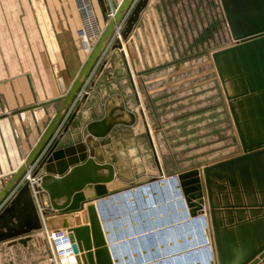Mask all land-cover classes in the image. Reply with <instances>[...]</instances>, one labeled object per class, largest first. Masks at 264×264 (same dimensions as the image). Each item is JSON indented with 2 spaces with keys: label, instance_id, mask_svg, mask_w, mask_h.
Here are the masks:
<instances>
[{
  "label": "water",
  "instance_id": "obj_1",
  "mask_svg": "<svg viewBox=\"0 0 264 264\" xmlns=\"http://www.w3.org/2000/svg\"><path fill=\"white\" fill-rule=\"evenodd\" d=\"M149 1L117 3L60 109L29 156L0 190L1 205L16 189L0 210V243L27 246L33 233L43 231L45 217L49 229L68 231L78 264H115L101 219L99 199L156 177L135 179L129 160L97 161L96 149L100 144L97 139L106 137L116 124H133L134 113L122 105L115 108L111 103L102 119L90 121L70 135L81 108L79 104L31 173L32 178H38V183L32 186L30 180L22 184L21 181L27 167L44 151L66 107L107 47L116 23H121L129 12L120 37L108 48L101 69L111 53L123 47L122 42L129 38ZM221 4L232 42L214 51L213 58L243 151L182 172L179 179L191 214L206 211L211 218L216 264H264V0H221ZM229 82L234 90L232 94ZM116 109L120 113L114 114ZM101 170L106 172L100 173ZM42 192L46 195L41 198L44 209L40 211L37 198Z\"/></svg>",
  "mask_w": 264,
  "mask_h": 264
},
{
  "label": "crops",
  "instance_id": "obj_2",
  "mask_svg": "<svg viewBox=\"0 0 264 264\" xmlns=\"http://www.w3.org/2000/svg\"><path fill=\"white\" fill-rule=\"evenodd\" d=\"M92 2L105 28L121 0ZM224 22L221 0H150L129 38L122 42L123 47L114 50L101 69L112 44L108 42L70 135L88 122L102 119L109 104H115V108L122 105L135 114V122L116 124L106 137L97 139V161L129 160L135 179L169 174L159 135L146 124L149 115L141 108L153 92L175 93L178 89L191 95L192 73L187 60L193 53L203 52L206 57L208 44L213 41L210 31L216 30L215 34L222 37ZM80 28L77 0H0V190L41 138L89 55L81 42ZM118 113L116 109L114 114ZM8 201L0 205V210ZM139 230L128 229L127 240L132 238L131 233L140 236ZM32 236L27 246L0 243V264H32V250L48 247L43 231ZM119 239L110 238L112 252L113 248L135 246L131 242L122 245L124 240ZM142 241L140 251L116 256L118 264H127L130 256L136 258L135 264L140 263V254L147 252L142 248L146 241Z\"/></svg>",
  "mask_w": 264,
  "mask_h": 264
},
{
  "label": "rangeland",
  "instance_id": "obj_3",
  "mask_svg": "<svg viewBox=\"0 0 264 264\" xmlns=\"http://www.w3.org/2000/svg\"><path fill=\"white\" fill-rule=\"evenodd\" d=\"M211 18V11L209 10V19ZM215 33L217 34L216 30L210 31L213 41L208 44L206 57L203 52L201 54L193 53V57L187 60L186 66L191 68L192 73V86L191 91H189L191 95L188 96V91L184 92L178 89L175 93L167 92V90L160 93L153 92V94L147 95V104L143 109L141 108L144 114L149 115V119L146 117L147 120L144 116L146 124L152 130L157 131L156 133L159 135L162 156L170 168L169 174H166L167 177L179 175L192 168H202L205 164L237 155L243 151L229 100L213 58V52L231 44L232 38L225 22L223 36L220 37ZM156 177H159V175ZM137 187L128 189L131 190L129 193H127L128 190H124L120 195L105 198L100 202L101 219L108 242L118 229V226L113 227L115 230L110 228L111 226L108 224L110 221H117L121 217H129L130 221H133L131 216L135 213L130 206V199L137 195L142 201L141 207L136 212V214L140 213L141 216L136 217V221L139 220V222L135 224L136 227L140 228V236H138V239V237H135V233H131L132 238L122 242V245L123 243H134L135 240L143 244V238L150 237V240L146 239L148 241L144 245V250L147 251V246L152 245L151 250L144 254L151 256L153 253L171 252L175 256L179 252L182 253L186 247L185 244L190 246L189 241L192 238V235L188 234L185 229L182 236H178L175 231V239L171 236L173 233L169 231L164 234L166 235L164 237L160 235L162 231L165 232L170 227L187 223V220L177 221L174 219L175 216L176 218H184V208L182 209V207L184 206L183 199L185 195H183L181 183L177 184L175 180H159L156 184L140 187V190H136ZM43 196V192L39 194V198H43ZM170 210L175 213L161 215L163 212H170ZM200 213L207 214L206 235L204 238L202 237L203 242L200 246L203 247L208 244L211 253L209 254V250H207V256H205L208 257L209 255L210 257L211 255L213 261L209 260L210 262L207 264H216V250L210 233L212 226L211 221L209 222L210 216L206 211L197 214ZM174 220L177 222L174 223ZM164 223H170L171 225L166 226ZM161 224L165 225L163 228H166L156 229L157 225ZM198 226L201 225L197 224L194 227L200 230L201 227ZM152 229L156 230L152 231ZM158 232V238L152 237L153 233L156 235ZM129 236L128 234L127 237ZM116 238L115 241L120 240L119 237ZM159 238L165 240L159 241ZM176 244L180 248H177ZM41 245L43 248L42 243ZM182 245H185V247L183 248ZM122 248H125L126 252H123ZM136 249L137 247L133 244H129L128 247L113 248V252H111L115 263L118 264L116 256L132 255ZM32 252V256L35 258L32 264H48V247L41 251L34 248ZM120 252L122 253L120 254Z\"/></svg>",
  "mask_w": 264,
  "mask_h": 264
},
{
  "label": "built area",
  "instance_id": "obj_4",
  "mask_svg": "<svg viewBox=\"0 0 264 264\" xmlns=\"http://www.w3.org/2000/svg\"><path fill=\"white\" fill-rule=\"evenodd\" d=\"M77 1L79 4V9L81 11V28L79 30V36H80V39H81L83 46L85 47L87 52L90 53L92 51L93 47L95 46V44L97 43V41L99 40V38L102 36V34L104 32V28L99 23V20H98V17H97V14H96L92 0H77ZM125 19H126V16L122 20L120 25L116 26L113 37L110 39V41L112 43L115 41V39L117 37H120V31H121V28L125 22ZM101 56L96 61L93 68L91 69V71L87 75V77L84 79L81 87L77 91V93H76L75 97L73 98L72 102L70 103V105L66 107L64 114H63L55 132L53 133L50 141L46 145V149L49 145H51L53 143L55 138L60 134V132L62 131L66 122L70 118V116L73 114V112L78 107V105L82 102L83 97L89 93V88H88L89 83H90V80H91L93 74L95 73L97 68L100 66ZM46 149H44L42 154L45 152ZM37 165H38V160L33 165H30L27 167V172H26L24 178L22 179L21 184L25 180H30L32 186L35 183H38V178H32L31 177V173L33 172V170L36 168ZM158 178L160 180H175L177 184L180 183L179 175H172L170 177H167L165 173H162L161 175H159V177H156V179H158ZM149 181H153V180H149ZM149 181L134 185L132 187H136V186H140V185L141 186L147 185V183ZM132 187L126 188L124 190H128ZM124 190H121V191H124ZM15 191H16V189L14 191H12L5 200L8 201L13 196ZM121 191L115 192L113 194H110L106 197L99 199L98 206L100 207V202L103 199L113 197L114 195H119L121 193ZM183 195H184V193H183ZM37 201L39 202L38 204H39L40 211H42L44 209V204L42 203L41 198H37ZM183 205H184L183 206L184 215L187 219V223L185 225L181 224L180 226L170 227L165 232L162 231V234H160V235H162L164 237V236H166L164 234L167 231H169V232L173 233V235H171V236L173 237V239H175L174 238L175 237L174 232L176 231L178 233V236H182V234H184V229H185L188 234L192 235V238H190L191 241H189L190 246L187 244H185L186 247H185V245H182L183 248L185 247L183 249L184 251L182 253L179 252L175 256H173L171 254V252H169V253L158 252L157 254H155V253L151 254V256L144 254L143 256H140V261H137V262H140L138 264H207L210 262L209 260H211V262L213 261V257L211 255H210V257H209V255H208V257H206L207 256L206 255L207 250H209V254L211 253L210 247L208 246V244H206V246H203V247L200 246V244L203 242L202 237L204 238L206 235L205 229H207V217H206L207 214L200 213V214L192 215L191 211H190L191 208L188 206V203H187L185 196L183 199ZM204 210H205V207H204ZM43 222H44V229H43L44 238L46 239L48 249H49L48 264H78V262L76 260V255L74 254L73 249H72V242L70 241V239L68 237V231L66 229H61L58 231H54V230L49 229L48 225H46L47 221H46L45 217H43ZM187 224H188V226H187ZM197 224L201 225L200 230L197 227H196L197 229H195L194 226H197ZM158 235H159V232L156 235L153 233L152 237L158 238ZM171 236H169V238H171ZM143 239L145 241H148V240H150V237H144ZM146 239H148V240H146ZM162 239L159 238L158 240L160 241ZM163 240H165V239H163ZM175 242H177V241L175 240ZM139 243L140 242H138V240L134 241V245H135V247H137V251L138 250L140 251ZM151 246H147V249H148L147 252H150ZM175 246H177V244ZM142 248L144 249L145 246H142ZM177 248H180V247L177 246ZM122 249H123V252H126L125 248H122ZM167 249H169V248L167 247ZM140 255H142V254H140ZM146 255H147V257L148 256L149 257L146 258ZM127 260H128L127 264H135L134 261H136V258L134 260L130 256V257H128ZM147 261H150V262L145 263Z\"/></svg>",
  "mask_w": 264,
  "mask_h": 264
},
{
  "label": "bare ground",
  "instance_id": "obj_5",
  "mask_svg": "<svg viewBox=\"0 0 264 264\" xmlns=\"http://www.w3.org/2000/svg\"><path fill=\"white\" fill-rule=\"evenodd\" d=\"M229 84V86H228V89H229V93L230 94H232V93H234V90L232 89V87H231V85H230V82L228 83ZM236 107H237V105H236ZM237 109V111H238V114H239V116L241 115L240 114V111H239V109L238 108H236ZM241 117V116H240ZM160 179L158 178V179H155V180H153V181H149L148 183H147V185H142V186H138L137 188H136V190L137 189H139L140 190V187H145V186H150V185H153V184H156V182L157 181H159ZM160 181H164V180H160ZM129 192H131V190H128L127 191V193H129ZM121 193H122V191H121ZM120 195V194H119ZM117 196V195H116ZM154 196H156L155 194H154ZM111 198V197H110ZM157 199V198H156ZM104 200V199H103ZM102 200V201H103ZM167 200H169V199H167ZM128 202V201H127ZM141 204H142V201L140 200V198L137 196V195H135V197L134 198H131L130 199V206H131V208H132V211L135 213L134 215H132L131 217V219L133 220V221H130V218L129 217H121L120 219H118L117 221H110L108 224L111 226L110 228H113V227H117L118 226V229L115 231V233L113 234L114 236H112V237H115L114 239H116V237H121L122 235H124L125 237H121V239L122 240H126L127 241V235H125V233L128 231V229H130V228H138V226L136 227V225L135 224H137L136 222H139V220H137L136 221V217H138V216H141V214L140 213H137L136 214V212H137V210H139V207H141ZM127 205H129L128 203H127ZM182 209H183V207H182ZM171 212L173 213V211L172 210H170V212L169 211H167V212H163L161 215H163V214H168V215H170L171 214ZM175 213V212H174ZM173 213V214H174ZM183 213H184V210H183ZM142 216H143V214H142ZM140 218V217H139ZM138 219V218H137ZM175 220H179V221H185V220H187L186 219V217H185V215H184V218L182 219V218H176V216H175V218H174ZM175 220H174V223H176L175 222ZM211 221V218L209 219V222ZM166 226H170L171 224L170 223H164ZM173 224V223H172ZM165 225H163V224H161V225H157V227H156V229H165V228H163ZM198 227H201V226H198ZM114 230H115V228H113ZM140 229V228H139ZM156 229H152V231L153 230H156ZM149 232V231H148ZM122 234V235H121ZM137 234V233H136ZM136 234H135V236H136ZM138 234H140V233H138ZM107 236V235H106ZM132 237V236H131ZM119 259V258H118Z\"/></svg>",
  "mask_w": 264,
  "mask_h": 264
},
{
  "label": "flooded vegetation",
  "instance_id": "obj_6",
  "mask_svg": "<svg viewBox=\"0 0 264 264\" xmlns=\"http://www.w3.org/2000/svg\"><path fill=\"white\" fill-rule=\"evenodd\" d=\"M70 117H71V116H70ZM69 119H70V118H69ZM69 119H68V121H69ZM68 121L66 122V124L68 123ZM66 124H65V126H66ZM65 126L63 127V129L65 128ZM63 129H62V131H63ZM62 131H61V132H62ZM61 132H60V134H61ZM58 137H59V136H58ZM58 137H57V138H58ZM57 138H56V139H57ZM56 139H55V140H56ZM55 140H54V141H55ZM54 141H53V142H54ZM52 144H53V143H52Z\"/></svg>",
  "mask_w": 264,
  "mask_h": 264
},
{
  "label": "clouds",
  "instance_id": "obj_7",
  "mask_svg": "<svg viewBox=\"0 0 264 264\" xmlns=\"http://www.w3.org/2000/svg\"><path fill=\"white\" fill-rule=\"evenodd\" d=\"M146 258H147V255H146Z\"/></svg>",
  "mask_w": 264,
  "mask_h": 264
}]
</instances>
